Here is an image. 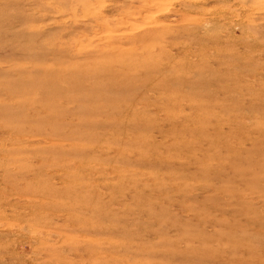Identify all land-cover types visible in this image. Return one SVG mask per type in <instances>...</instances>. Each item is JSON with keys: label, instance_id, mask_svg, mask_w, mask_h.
<instances>
[{"label": "rangeland", "instance_id": "obj_1", "mask_svg": "<svg viewBox=\"0 0 264 264\" xmlns=\"http://www.w3.org/2000/svg\"><path fill=\"white\" fill-rule=\"evenodd\" d=\"M0 264H264V0H0Z\"/></svg>", "mask_w": 264, "mask_h": 264}, {"label": "bare ground", "instance_id": "obj_2", "mask_svg": "<svg viewBox=\"0 0 264 264\" xmlns=\"http://www.w3.org/2000/svg\"><path fill=\"white\" fill-rule=\"evenodd\" d=\"M144 6V5H143ZM135 15V14H134Z\"/></svg>", "mask_w": 264, "mask_h": 264}]
</instances>
